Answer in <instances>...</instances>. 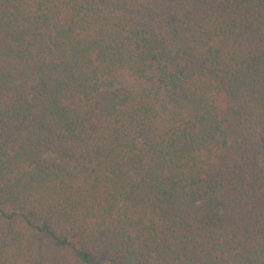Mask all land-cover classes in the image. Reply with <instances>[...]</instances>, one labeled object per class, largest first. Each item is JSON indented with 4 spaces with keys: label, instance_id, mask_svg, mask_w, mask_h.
I'll list each match as a JSON object with an SVG mask.
<instances>
[{
    "label": "trees",
    "instance_id": "trees-1",
    "mask_svg": "<svg viewBox=\"0 0 264 264\" xmlns=\"http://www.w3.org/2000/svg\"><path fill=\"white\" fill-rule=\"evenodd\" d=\"M0 264H264V0H0Z\"/></svg>",
    "mask_w": 264,
    "mask_h": 264
}]
</instances>
